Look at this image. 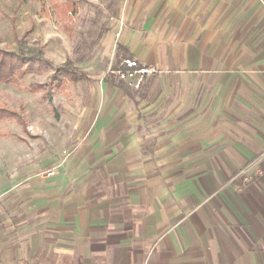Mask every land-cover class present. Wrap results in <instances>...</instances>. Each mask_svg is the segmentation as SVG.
Wrapping results in <instances>:
<instances>
[{
	"label": "crops",
	"instance_id": "1",
	"mask_svg": "<svg viewBox=\"0 0 264 264\" xmlns=\"http://www.w3.org/2000/svg\"><path fill=\"white\" fill-rule=\"evenodd\" d=\"M114 20V63L159 72L58 85L50 146L0 176V264H264V0H120Z\"/></svg>",
	"mask_w": 264,
	"mask_h": 264
},
{
	"label": "rangeland",
	"instance_id": "2",
	"mask_svg": "<svg viewBox=\"0 0 264 264\" xmlns=\"http://www.w3.org/2000/svg\"><path fill=\"white\" fill-rule=\"evenodd\" d=\"M119 5L120 0H0V49L17 50L21 39L42 48L54 67L69 59L81 72L107 73L115 58L104 37ZM54 71H30L0 83V106L13 112L0 121V176L39 163L51 143L49 127L57 130L65 119L68 96L51 79Z\"/></svg>",
	"mask_w": 264,
	"mask_h": 264
},
{
	"label": "trees",
	"instance_id": "3",
	"mask_svg": "<svg viewBox=\"0 0 264 264\" xmlns=\"http://www.w3.org/2000/svg\"><path fill=\"white\" fill-rule=\"evenodd\" d=\"M18 47L14 51H6L0 49V83L12 81L15 76H25L30 71L45 72L55 69L51 75L53 81H57V85H62L66 81L77 82L88 79L85 72H81L76 68V63L67 60L62 65L54 67L52 62L45 57L42 48L29 46L21 39H17ZM119 50H124V55L120 56ZM127 50L121 46H117V59L112 66V70H116L120 61L128 57ZM130 57V56H129ZM106 78L112 83L121 87L128 94L131 93V87L123 80H119L113 72H107ZM13 116V112L0 106V121Z\"/></svg>",
	"mask_w": 264,
	"mask_h": 264
},
{
	"label": "built area",
	"instance_id": "4",
	"mask_svg": "<svg viewBox=\"0 0 264 264\" xmlns=\"http://www.w3.org/2000/svg\"><path fill=\"white\" fill-rule=\"evenodd\" d=\"M108 72H113L117 75L119 80L128 82L134 88H140L149 75L156 74L159 69L154 66L141 64L138 60L130 57L123 58L116 70H111ZM252 163V165H254ZM52 173V172H50Z\"/></svg>",
	"mask_w": 264,
	"mask_h": 264
}]
</instances>
